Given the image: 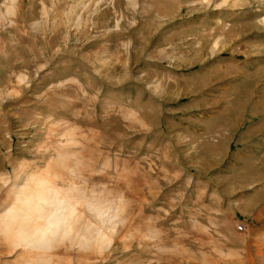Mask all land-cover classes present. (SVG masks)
I'll return each instance as SVG.
<instances>
[{
    "label": "rangeland",
    "instance_id": "1",
    "mask_svg": "<svg viewBox=\"0 0 264 264\" xmlns=\"http://www.w3.org/2000/svg\"><path fill=\"white\" fill-rule=\"evenodd\" d=\"M0 264H264V0H0Z\"/></svg>",
    "mask_w": 264,
    "mask_h": 264
}]
</instances>
